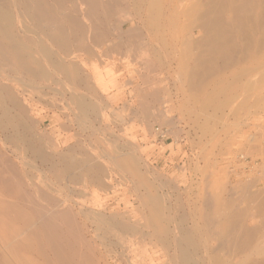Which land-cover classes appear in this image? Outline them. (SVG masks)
<instances>
[{
    "label": "rangeland",
    "instance_id": "1",
    "mask_svg": "<svg viewBox=\"0 0 264 264\" xmlns=\"http://www.w3.org/2000/svg\"><path fill=\"white\" fill-rule=\"evenodd\" d=\"M10 1L20 38L24 26L36 32L18 0ZM127 2L105 47L52 53L68 63L80 55L81 79L54 73L46 59L48 76L11 73L16 85L8 88L26 112L0 98L7 176L41 181L89 214L81 221L92 250L79 251L90 262L75 255V263L184 264L186 255L189 264H264V0ZM119 21L136 26L120 49Z\"/></svg>",
    "mask_w": 264,
    "mask_h": 264
},
{
    "label": "bare ground",
    "instance_id": "2",
    "mask_svg": "<svg viewBox=\"0 0 264 264\" xmlns=\"http://www.w3.org/2000/svg\"><path fill=\"white\" fill-rule=\"evenodd\" d=\"M7 0H0V64L7 65L9 72L7 75L0 73L3 78H9L10 83L0 80V98L4 102L5 100L24 110L23 103L20 104L18 98L13 93V90H9L8 86H13L12 74L17 72L24 75H33L38 78H42V75L46 76L48 66L45 64L46 59L50 68L54 73H61L71 81H75L80 78V67L76 60L79 56H70L76 60L68 63L63 62L59 58L57 60L54 54H52L55 48L60 49L63 52L65 49L71 47H85L83 51L87 49V54L91 53L94 48H99L104 44L110 43L108 32H112L111 21L114 18L116 21L120 13V8L124 4H127V0H18L21 7L22 15L29 22H35L37 24V31H33L30 27H23V36L16 33L15 20L12 22V14L8 13L5 8ZM13 1V0H12ZM139 1V0H137ZM141 1V0H140ZM155 1V0H154ZM180 1V0H179ZM5 2V3H4ZM8 2V1H7ZM66 2L72 3L69 7L70 12L65 11L61 13L59 10L68 9L65 5ZM193 2V1H192ZM253 2V1H252ZM255 2V1H254ZM11 3L9 0L8 4ZM14 3V2H13ZM149 3V1H148ZM221 3V2H220ZM129 4V3H128ZM160 4V3H159ZM153 5V4H152ZM10 6V5H9ZM149 6V5H148ZM155 6V5H153ZM152 6V7H153ZM202 6V5H201ZM204 6V5H203ZM202 6V7H203ZM254 6V5H253ZM220 7V6H219ZM11 8V6H10ZM127 9V7H125ZM210 8V7H209ZM252 8V7H251ZM13 9V8H12ZM59 9V10H58ZM68 9V10H69ZM122 9V8H121ZM124 9V10H126ZM191 9V8H189ZM194 9V8H193ZM254 9V8H253ZM10 10V9H9ZM61 10V11H63ZM123 10V11H124ZM255 10V9H254ZM76 13L80 15L74 18L70 13ZM75 11V12H74ZM127 11V10H126ZM205 11V10H203ZM126 13V12H125ZM202 13V12H200ZM218 13V12H217ZM252 13V12H251ZM189 14V13H188ZM199 14V13H198ZM206 14V13H204ZM212 14V13H211ZM234 14V13H233ZM248 14V13H247ZM121 16V14H118ZM151 15V14H150ZM230 15V14H229ZM187 16V15H186ZM191 16V15H190ZM214 16V15H213ZM189 17V16H188ZM216 17V16H215ZM14 18V17H13ZM78 18V19H77ZM116 18V19H115ZM127 18V17H126ZM129 18V17H128ZM134 18V17H133ZM233 18V17H232ZM18 19V18H17ZM22 19V20H23ZM26 19L24 21H26ZM120 19V18H119ZM183 19V18H182ZM219 19V18H218ZM224 19V18H223ZM21 20V19H20ZM121 20V19H120ZM193 20V19H191ZM198 20V18H197ZM217 20V18H216ZM221 20V19H220ZM240 20V19H239ZM17 21V20H16ZM113 21V23L115 22ZM122 21V20H121ZM119 21L118 32L115 38L118 44L122 43L128 37V33L135 34L136 26L131 21L129 30L125 29V25ZM160 21V20H159ZM27 22V21H26ZM237 22V21H236ZM239 22V21H238ZM14 23V24H13ZM117 23V22H116ZM158 23V22H157ZM221 23V22H220ZM219 23V24H220ZM230 24V23H229ZM27 25V24H25ZM218 25V24H217ZM243 25V24H242ZM70 26V27H69ZM138 26V25H137ZM20 27V26H19ZM66 27H69V31ZM117 26H113V28ZM203 27V26H202ZM207 27V26H206ZM242 27V26H240ZM255 27V26H254ZM17 28V27H16ZM35 28V27H34ZM249 28V27H248ZM35 29V30H36ZM74 29V30H73ZM110 30V31H107ZM219 30V29H218ZM107 31V33H106ZM138 31V30H137ZM136 31V32H137ZM141 31V29H140ZM215 31V30H214ZM225 31V30H224ZM248 31V30H247ZM217 32V31H216ZM160 33V32H159ZM240 33V32H239ZM110 36L112 35L109 33ZM137 34V33H136ZM223 34V33H221ZM131 35V34H130ZM211 35V34H210ZM217 35V33H216ZM219 35V34H218ZM242 35V34H240ZM246 35V34H245ZM133 36V35H132ZM131 36V37H132ZM135 36V35H134ZM133 36V38H134ZM137 36V35H136ZM157 36V35H156ZM227 36V35H226ZM244 36V35H243ZM200 37V36H199ZM260 37V36H259ZM137 38V37H136ZM135 38V39H136ZM186 39V38H185ZM205 39V38H204ZM231 39V38H230ZM248 39V38H247ZM50 43H48L49 41ZM137 40V39H136ZM142 40V39H141ZM135 41V40H133ZM76 42V43H75ZM136 42V41H135ZM164 42V41H163ZM211 42V41H210ZM209 42V43H210ZM248 42V41H247ZM131 43V42H130ZM198 43V42H197ZM205 43V42H204ZM128 44V43H126ZM189 44V43H188ZM187 44V45H188ZM191 44V43H190ZM207 44V43H206ZM231 44V43H230ZM167 45V44H166ZM202 45V44H201ZM219 45V44H217ZM138 46V45H137ZM224 46V45H223ZM230 46V45H229ZM74 47V48H75ZM117 47V46H116ZM114 47V48H116ZM182 47V46H181ZM190 47V46H189ZM119 48V46H118ZM144 48V47H143ZM154 48V47H153ZM222 48V47H221ZM71 49V48H70ZM73 49V48H72ZM79 49V48H78ZM101 49V48H100ZM185 49V48H184ZM209 49V48H208ZM264 49V48H263ZM76 50V49H75ZM81 50V49H80ZM204 50V49H203ZM217 50V49H216ZM79 51V50H78ZM131 51V50H130ZM202 51V49H201ZM210 51V49H209ZM206 51V52H209ZM229 51V50H228ZM58 52V51H57ZM94 52V51H93ZM99 52V51H98ZM105 52V51H104ZM182 52V51H181ZM213 52V51H211ZM66 53V52H63ZM85 53V52H84ZM103 53V52H102ZM184 53V52H183ZM188 53V52H187ZM200 53V52H199ZM204 53V52H203ZM218 53V52H217ZM230 53V52H229ZM227 54V53H226ZM244 54V53H243ZM58 55V53H57ZM63 55V54H62ZM61 55V59L62 58ZM67 55V54H66ZM90 55V54H89ZM95 55V54H94ZM106 55V54H105ZM142 55V54H141ZM145 55V54H144ZM209 55V54H208ZM216 55V54H215ZM258 55V54H257ZM59 56V55H58ZM83 56V55H82ZM93 57V55L91 54ZM109 56V55H108ZM206 56V55H205ZM225 56V55H224ZM245 56V55H244ZM250 56V55H249ZM60 57V56H59ZM68 57V58H69ZM192 57V56H191ZM208 57V56H207ZM248 57V56H247ZM257 57V56H256ZM87 59V58H86ZM135 59V58H134ZM145 59V58H144ZM79 60V59H78ZM82 60V59H81ZM143 60V59H142ZM147 60V59H146ZM199 60V59H198ZM205 60V59H204ZM236 60V59H235ZM228 61V60H227ZM47 62V63H48ZM142 62V61H141ZM152 62V61H151ZM205 62V61H204ZM210 62V61H208ZM185 63V62H184ZM206 63V62H205ZM233 63V62H232ZM15 68H14V67ZM223 66V65H222ZM6 67V68H7ZM47 67V68H46ZM201 67V66H200ZM204 67V66H203ZM5 68V69H6ZM7 68V69H8ZM147 68V67H145ZM217 68V67H216ZM229 68V67H228ZM4 69V68H3ZM187 69V68H186ZM221 69V68H220ZM245 69V68H244ZM153 70V69H152ZM203 70V69H202ZM2 71V69H1ZM8 71V70H7ZM192 71V70H191ZM213 71V70H212ZM217 71V69H216ZM246 71V70H245ZM83 72V71H82ZM139 72V71H138ZM205 72V70H204ZM87 73V72H86ZM215 73V72H214ZM213 73V74H214ZM221 73V71H220ZM249 73V72H248ZM46 74V75H45ZM83 74V73H82ZM100 74V73H99ZM201 74V73H200ZM59 75V74H58ZM199 75V74H198ZM238 75V74H237ZM15 76V75H14ZM41 76V77H40ZM48 76V75H47ZM54 76V75H53ZM146 76V75H145ZM198 77V76H197ZM82 78V77H81ZM80 78V79H81ZM86 78V77H84ZM89 78V77H88ZM141 78V77H140ZM190 78V77H189ZM192 78V77H191ZM205 78V77H204ZM236 78V77H235ZM46 79V78H45ZM60 79V78H59ZM143 79V77H142ZM146 79V78H145ZM198 79V78H197ZM234 79V78H232ZM258 79V78H257ZM47 80V79H46ZM79 80V79H78ZM89 80V79H87ZM80 81V80H79ZM146 81V80H145ZM192 81V80H191ZM207 81V80H206ZM235 81V80H234ZM82 82V81H81ZM89 82V81H88ZM209 82V81H208ZM219 82V81H218ZM65 83V82H64ZM76 83V82H75ZM235 83V82H234ZM239 83V82H238ZM78 84V83H77ZM89 84V83H87ZM87 84L84 83L86 86ZM201 84V82H200ZM16 85V84H14ZM75 86V85H74ZM78 86V85H77ZM84 86V87H85ZM88 86V85H87ZM86 86V88H87ZM198 86V85H197ZM204 86V85H203ZM225 86V85H224ZM83 87V88H84ZM90 89V86H88ZM94 87V86H93ZM92 87V89H93ZM201 87V86H200ZM214 87V86H213ZM85 88V90H86ZM198 88V87H197ZM258 88V87H257ZM88 89V88H87ZM148 89V88H147ZM204 89V88H202ZM225 90V89H224ZM230 90V89H229ZM88 91V90H86ZM130 91V90H129ZM201 91V90H200ZM198 91V92H200ZM5 94L2 95V93ZM211 92V91H210ZM34 93V92H33ZM36 93V92H35ZM193 93V92H192ZM219 93V92H218ZM231 95V94H230ZM234 95V94H233ZM18 96V95H17ZM195 96V95H194ZM206 96V95H205ZM163 97V96H162ZM202 97V96H201ZM207 97V96H206ZM225 97V96H224ZM85 98V97H84ZM83 98V99H84ZM146 98V97H145ZM80 97H77V102L84 109L86 101H81ZM246 99V98H245ZM72 100V99H71ZM202 100V99H201ZM75 101V100H74ZM218 101V100H217ZM232 101V100H231ZM23 102V101H22ZM76 102V101H75ZM93 102V101H92ZM77 103V105H78ZM91 103V102H89ZM144 103V102H143ZM204 103V102H203ZM222 103V102H221ZM147 104V103H146ZM240 104V103H239ZM91 105L94 106L92 103ZM90 105V107H91ZM96 105V104H95ZM203 105V104H201ZM219 105V104H218ZM4 107V105H2ZM26 106V105H25ZM85 106H88V104ZM91 107V109L94 107ZM148 106V105H147ZM145 106V107H147ZM12 107V105H11ZM7 109V106L4 107ZM9 108V107H8ZM97 108V107H96ZM203 108V107H202ZM11 109V108H9ZM13 109V107H12ZM213 109V108H212ZM239 109V108H238ZM17 110V109H16ZM81 110V109H80ZM207 110V109H206ZM25 111V110H24ZM22 111V112H24ZM78 111V110H77ZM83 111V110H82ZM95 111V110H94ZM102 111V110H101ZM155 111V110H153ZM7 112V110L5 111ZM10 112V111H9ZM26 112V111H25ZM24 112V113H25ZM85 112V111H84ZM98 112V111H97ZM156 112V111H155ZM199 112V111H198ZM11 113V112H10ZM19 113V112H17ZM82 113V112H81ZM215 113V112H214ZM21 114V113H20ZM28 114V113H27ZM86 114V113H85ZM148 114V113H146ZM152 114V113H151ZM157 114V113H156ZM201 114V113H200ZM5 113L3 114V117ZM153 115V114H152ZM233 115V114H232ZM8 116V114H7ZM150 116V114H149ZM2 116H0L1 118ZM10 117H13L12 114ZM222 117V116H221ZM211 118V117H210ZM79 119V118H78ZM24 120V119H23ZM113 120V119H112ZM7 121V118H6ZM232 121V120H231ZM4 122V121H3ZM3 122L0 123L2 124ZM24 122V121H23ZM13 123V122H12ZM11 123V125H12ZM0 124V125H1ZM5 124V122H4ZM3 124V125H4ZM16 125V124H15ZM27 125V124H26ZM9 126V125H7ZM6 126V127H7ZM5 127V128H6ZM14 127V124H13ZM2 128V125L0 126ZM4 128V127H3ZM4 128V129H5ZM3 130V129H2ZM23 133V132H22ZM47 135V134H46ZM12 136L10 135V139ZM7 138V137H5ZM17 139V138H16ZM8 140V138H7ZM3 141V140H2ZM12 141V140H10ZM4 144V143H3ZM77 144V143H76ZM31 145V144H30ZM1 146V145H0ZM16 148V147H15ZM80 148V147H79ZM18 149V148H17ZM35 149V148H34ZM117 150V149H116ZM72 151V150H71ZM221 151V150H220ZM32 152V151H31ZM41 153V151H38ZM1 153V152H0ZM47 153V152H46ZM129 153V152H128ZM220 153V152H219ZM87 154V153H86ZM130 154V153H129ZM42 155V154H41ZM64 155V154H63ZM109 155V154H108ZM128 155V154H127ZM91 157V156H90ZM9 157H5L0 154V264H78L74 262L76 256H81L82 259H88L90 253H81L79 249L86 248L91 249L92 246L85 238L87 232V224H82V215H85V211H74L72 206H66V200L56 195L53 189L42 186L33 178H21L15 180L7 176L8 171L11 170ZM88 158V157H87ZM67 159V158H66ZM91 159V158H90ZM44 160V159H43ZM65 160V159H64ZM88 160V161H87ZM86 165L90 161L87 159ZM108 160V159H107ZM46 161V160H45ZM44 161V162H45ZM67 161V160H66ZM72 161V160H70ZM85 161V160H83ZM137 161V160H136ZM68 162V161H67ZM66 162V163H67ZM74 162V161H72ZM71 162V163H72ZM99 162V161H98ZM124 162V161H123ZM139 162V161H138ZM137 162V164H138ZM70 163V164H71ZM243 163V162H242ZM65 164V162H64ZM69 164V165H70ZM76 164V163H75ZM78 164V163H77ZM76 164V165H77ZM80 164V163H79ZM78 164V165H79ZM84 164V162H83ZM99 164V163H98ZM120 164V163H119ZM20 165V164H19ZM67 165V164H66ZM129 165V164H128ZM16 166V165H15ZM65 166V165H64ZM73 168V164L70 165ZM90 166V165H89ZM126 166V165H124ZM138 166V165H137ZM68 167V165H67ZM66 167V168H67ZM80 167V166H79ZM91 167V166H90ZM136 167V166H135ZM9 168V169H8ZM69 168V167H68ZM75 168V167H74ZM84 168V166H83ZM89 168V167H88ZM95 168V167H94ZM15 169V167H14ZM12 168V170H14ZM65 169V168H64ZM71 169V168H70ZM69 169V170H70ZM93 169V168H92ZM35 170V169H34ZM59 170V169H58ZM67 170V169H65ZM75 170V169H74ZM86 170H90L86 168ZM17 173L19 170H16ZM14 170V172L16 173ZM6 172V174H5ZM13 172V173H14ZM62 172V171H61ZM90 172V171H88ZM142 172V171H141ZM12 173V174H13ZM23 173V172H21ZM27 173V172H26ZM97 173V172H96ZM11 174V175H12ZM24 174V173H23ZM90 174V173H89ZM10 175V176H11ZM20 175V173H19ZM57 175V174H55ZM54 175V176H55ZM100 175V174H99ZM98 175V176H99ZM13 176V175H12ZM11 176V177H12ZM21 176V175H20ZM25 176V175H24ZM97 176V174H96ZM106 176V175H105ZM100 178V177H99ZM95 179V178H94ZM109 179V178H108ZM75 180V179H74ZM105 180V178H104ZM77 181V179H76ZM75 181V182H76ZM107 181V180H106ZM108 182V181H107ZM43 183V182H42ZM47 183V182H46ZM109 183V182H108ZM111 183V182H110ZM140 184V183H139ZM45 185V184H44ZM107 185V184H106ZM46 186V185H45ZM105 186V185H103ZM235 186V185H234ZM68 188V187H67ZM59 189V188H58ZM58 191V190H57ZM79 191V190H78ZM136 192V191H135ZM81 193V192H80ZM152 195V194H151ZM154 196V195H153ZM153 198V197H152ZM147 199V197H146ZM144 200V199H143ZM154 200V199H153ZM152 201V200H151ZM153 203V202H152ZM158 203V202H157ZM140 204V203H139ZM147 204V203H145ZM154 204V203H153ZM152 204V205H153ZM83 205V204H82ZM155 206V205H154ZM152 206V211L153 207ZM151 207V206H150ZM156 207V206H155ZM89 211V210H88ZM87 211V212H88ZM90 213V212H89ZM91 214V213H90ZM99 214V213H98ZM157 214V213H156ZM86 215H89L88 213ZM85 215V216H86ZM99 216V215H98ZM101 216V215H100ZM170 216V215H169ZM95 217V215H94ZM104 217V216H103ZM187 217V216H186ZM122 218V217H121ZM172 218V217H171ZM96 219V218H95ZM94 219V221H95ZM114 220V218H111ZM124 219V218H123ZM97 220H99L97 218ZM103 220V218L101 219ZM117 220V219H116ZM155 220V219H154ZM175 220V219H174ZM91 221V220H90ZM100 221V220H99ZM97 222V221H96ZM108 222V221H107ZM107 222H105L107 224ZM119 222V221H118ZM122 222V221H121ZM127 222V221H126ZM123 222V223H126ZM152 222V221H151ZM182 222V221H181ZM100 223V222H98ZM109 223V222H108ZM113 223V222H112ZM179 223V222H178ZM103 224V223H102ZM116 224V223H114ZM113 224V225H114ZM112 225V224H110ZM112 225V226H113ZM120 225V224H119ZM116 226V225H114ZM118 226V225H117ZM127 228L130 225H122ZM109 227V226H108ZM126 227H124L126 229ZM99 228V227H98ZM107 228V227H106ZM114 228V227H113ZM116 228V227H115ZM114 228V229H115ZM111 229V228H110ZM129 229V228H128ZM134 229V228H133ZM123 231V230H122ZM121 231V232H122ZM128 231V230H126ZM124 231V232H126ZM168 231V230H166ZM135 232V231H133ZM159 233V232H158ZM163 234V233H162ZM182 237V236H181ZM190 237V234H189ZM192 237V236H191ZM185 238L187 239L188 237ZM210 239V238H209ZM188 240V239H187ZM220 240V239H219ZM181 241V240H180ZM184 241V240H183ZM182 241V242H183ZM221 241V240H220ZM188 242V241H186ZM185 242V243H186ZM118 243V242H117ZM179 244V243H178ZM222 244V243H220ZM90 246V248H88ZM167 246V245H166ZM247 247V245H246ZM244 247V248H246ZM182 249V247H180ZM249 248V247H248ZM187 249V248H186ZM185 249V250H186ZM182 251V250H181ZM92 253V251H90ZM174 252V251H173ZM187 252V251H186ZM189 252V251H188ZM187 252V255H188ZM197 253V252H196ZM190 254V253H189ZM76 255V256H75ZM79 256V257H80ZM102 256V255H101ZM189 256L183 255L184 264H189ZM219 257V256H218ZM172 258V257H171ZM78 259V258H77ZM93 259V258H92ZM126 259V258H125ZM214 259V257H213ZM79 260V259H78ZM90 262V259H88ZM217 260V259H216ZM82 261V260H81ZM77 262V260H76ZM80 262V261H79ZM94 262V261H93ZM81 263V262H80ZM92 263V262H91ZM176 263V262H175ZM82 264V263H81ZM193 264V263H192Z\"/></svg>",
    "mask_w": 264,
    "mask_h": 264
},
{
    "label": "crops",
    "instance_id": "3",
    "mask_svg": "<svg viewBox=\"0 0 264 264\" xmlns=\"http://www.w3.org/2000/svg\"><path fill=\"white\" fill-rule=\"evenodd\" d=\"M107 31H110V30H107ZM107 31H106V33H107ZM109 33H111V32H108V36H109V39L111 40V36H110V34ZM123 43H119V49L121 48V45H122ZM105 45L106 44H104L103 45V47H105ZM85 101V100H84ZM87 102V101H86ZM85 103V102H84ZM86 105H87V103H85ZM85 104H84V107H85Z\"/></svg>",
    "mask_w": 264,
    "mask_h": 264
},
{
    "label": "built area",
    "instance_id": "4",
    "mask_svg": "<svg viewBox=\"0 0 264 264\" xmlns=\"http://www.w3.org/2000/svg\"><path fill=\"white\" fill-rule=\"evenodd\" d=\"M158 134L162 137L166 136L165 133H163V130H159Z\"/></svg>",
    "mask_w": 264,
    "mask_h": 264
}]
</instances>
